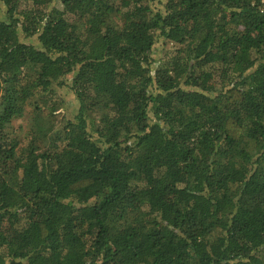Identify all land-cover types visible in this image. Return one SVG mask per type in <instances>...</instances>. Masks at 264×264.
Segmentation results:
<instances>
[{"label": "trees", "instance_id": "obj_1", "mask_svg": "<svg viewBox=\"0 0 264 264\" xmlns=\"http://www.w3.org/2000/svg\"><path fill=\"white\" fill-rule=\"evenodd\" d=\"M0 264H264V1L0 0Z\"/></svg>", "mask_w": 264, "mask_h": 264}, {"label": "rangeland", "instance_id": "obj_2", "mask_svg": "<svg viewBox=\"0 0 264 264\" xmlns=\"http://www.w3.org/2000/svg\"><path fill=\"white\" fill-rule=\"evenodd\" d=\"M71 100V97L70 96H67V102H69ZM65 105H67V104H65ZM65 105H63L62 107H60V109H59V111H58V113H60V114H69V113H71V112H74V110H75V105L74 106H70V105H67V106H65ZM26 121V120H25ZM25 121H21V122H18V123H16L15 125H14V127L15 128H17L18 127V125L20 126H25V124H26V122ZM12 233V231H8L7 233Z\"/></svg>", "mask_w": 264, "mask_h": 264}, {"label": "built area", "instance_id": "obj_3", "mask_svg": "<svg viewBox=\"0 0 264 264\" xmlns=\"http://www.w3.org/2000/svg\"><path fill=\"white\" fill-rule=\"evenodd\" d=\"M262 1H264V0H262Z\"/></svg>", "mask_w": 264, "mask_h": 264}]
</instances>
